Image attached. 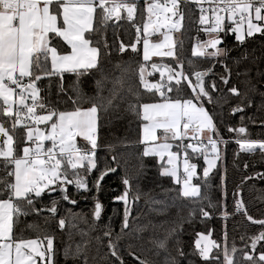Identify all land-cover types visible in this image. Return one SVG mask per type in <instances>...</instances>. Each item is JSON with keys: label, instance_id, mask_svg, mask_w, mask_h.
I'll return each instance as SVG.
<instances>
[{"label": "snow or ice", "instance_id": "snow-or-ice-1", "mask_svg": "<svg viewBox=\"0 0 264 264\" xmlns=\"http://www.w3.org/2000/svg\"><path fill=\"white\" fill-rule=\"evenodd\" d=\"M200 6L202 15L201 24H208L211 12L213 23L204 29L209 36L207 40L198 42L194 55L212 60H219L224 69L223 75L218 77L221 84L228 86L231 82L232 72L224 61L228 58V50L219 47L223 43L222 33H235V39L243 43L246 37H252L256 33L264 35V0H193ZM207 3L209 8H204ZM179 0H166L161 4L158 0L146 2L147 21L143 25V59L149 61L151 56L170 57L172 51V39L164 34L161 43H150V29L158 32L161 27L178 30L183 14L179 12ZM101 10L100 24L104 25L113 17L120 19L121 10L127 12V19L132 20L137 9V2L127 0H0V167L4 175L0 176V264H54L55 255L54 237L47 235L43 240L17 239L13 237L14 215L27 216L39 215L47 211L56 215L57 200L52 199L51 207L37 209L35 203L44 195L59 192L61 199L73 205L68 194L67 185H73L77 191L89 192L88 176L80 175V171L91 174L96 170L99 175L93 182V188L99 190L100 181L108 172H114L115 168H107L102 171L97 165L98 148V121L100 112H107L114 105V101L123 90V81L117 78L113 87L108 90L109 95H102L101 81H96L97 91L94 96L83 99L88 107L75 106L77 100H72L74 105L71 111H60L47 107L40 97V89L37 82L44 77L53 75L62 76L65 72L78 73L97 69L99 49L90 47V39L85 33L91 35L93 31V18L96 9ZM170 14V15H169ZM172 17H178L172 22ZM229 24H225V21ZM255 21V22H254ZM234 25V26H233ZM137 43L140 42V27L136 28ZM51 34V36H50ZM59 38V39H57ZM70 46V51L63 54L58 48H63L60 41ZM50 41H55L52 46ZM137 43L130 45L132 51L137 50ZM125 45H120V51L125 50ZM167 47V51L161 49ZM246 57H242L244 59ZM239 64L240 60H234ZM50 64V67H49ZM191 66V61H189ZM153 71L160 72L161 77L167 72V81L164 83H149L146 79L150 73L144 65L139 67V80L144 89L159 92L162 102L144 103L140 105L143 111V135L140 143L146 145L142 156H157L161 160L167 157L165 165H162V175L170 176L175 183L180 185L178 196L190 203L199 205L208 199L202 194L201 184L207 188V178L210 171L216 167L220 153L217 145L224 143L218 134L213 115L205 107L213 104V93H219L221 89L216 80L210 77L215 75L214 65L200 71L185 73L183 62H178L176 68L170 65L152 63ZM237 75L247 76V70ZM209 77L206 82L205 78ZM194 78V79H193ZM27 80V82H25ZM174 81L176 92H180L183 82L190 89L188 98H175L167 95L173 91L170 86ZM246 90L232 84L227 87V94L235 97L238 104L232 108V112H243L250 107L252 100L249 91H255L256 86L251 78L241 81ZM129 92L131 88L127 89ZM77 98L82 94L76 89ZM264 98V92L260 93ZM227 103V100H225ZM38 110L43 114H38ZM243 119V117H242ZM251 119V118H249ZM43 125V127H41ZM18 129L24 130L23 139L17 143L16 133ZM157 130L161 131L157 136ZM229 131L233 129L229 128ZM238 133H245V127L235 129ZM81 138L78 146L77 138ZM215 137V138H214ZM189 140L187 144L185 140ZM171 141V142H170ZM179 143H175V142ZM45 142H48L46 145ZM175 143L176 151H172ZM240 148L245 151H254L257 148L264 150L262 140H237ZM115 146L109 145L111 151ZM188 150L195 155H202L206 163L203 168V180L193 183L197 177V165L190 163ZM182 160V173L180 161ZM116 162V157H112ZM143 167V165H141ZM258 176L264 174L257 173ZM199 179V177H197ZM126 186L124 193L116 197L125 203L121 232L129 228L130 210L128 195L131 188L130 179L122 178ZM235 195V193H234ZM138 199V196L134 197ZM175 206V202H173ZM102 205L95 203L94 217L100 218ZM243 209L242 201L237 200L236 210ZM203 217H208L209 212L203 207L199 208ZM192 212H189V216ZM225 217L228 213L224 212ZM248 216V220L252 221ZM264 228V220L253 221ZM58 226L63 229L65 219L58 220ZM31 227V226H30ZM175 229H173V232ZM109 238V253L118 264L124 261L118 255L116 246L112 243L111 233L105 232ZM210 235V234H209ZM195 247L199 256L208 264H238L234 259L237 248L233 243L229 248L227 234L223 246L209 240L203 233L198 234ZM119 239V235L117 236ZM264 241V231L251 237V249H256L257 243ZM264 247V245H262ZM156 248L164 253L163 264H180L184 253L177 248L176 255L168 252L167 240L156 242ZM217 249V255L210 257L212 249ZM65 260L82 259V264H88L84 247L77 244L63 250ZM222 255V259L220 258ZM137 264H150L146 259L135 256ZM244 259L250 264H264V251L258 257H254L247 251Z\"/></svg>", "mask_w": 264, "mask_h": 264}, {"label": "trees", "instance_id": "trees-1", "mask_svg": "<svg viewBox=\"0 0 264 264\" xmlns=\"http://www.w3.org/2000/svg\"><path fill=\"white\" fill-rule=\"evenodd\" d=\"M179 12L183 14V19L179 31L175 33L174 55L144 61L142 27L147 20L146 3H137L134 22L122 17L117 21L108 20L101 25V10L97 8L93 31L91 35L85 33L91 44L99 49L97 69L80 71L79 74L65 72L62 76L44 77L37 82L40 97L47 102V107L71 111L74 107L72 100H77L75 106H89L81 101L95 95L96 81H101L102 95L105 96L109 95L108 90L113 87L117 78L123 81V90L114 101L113 107L107 112L98 113L97 165L102 171L107 168H116V171L104 179L97 191L93 188V182L99 173L93 170L88 174L81 170L80 175L88 176L92 191H77L75 186L67 185L70 199L77 202L75 205L62 200L60 193L44 195L35 203V207L41 209L51 207L52 199L57 200L56 215L44 211L39 215L13 217L14 238L43 240L47 235L54 237V264H82L83 257L65 260L63 255L66 246L75 248L77 244L84 247L88 264H118L109 253V238L104 235L105 232L111 233L112 243L124 264H137L135 256L148 260L150 264H163L164 253L157 255L159 250L156 248V242L161 240H167L168 252L172 255H176L177 248L183 251L184 257L180 259V264H208L199 256L195 247L200 233L210 234L211 239L221 246L226 233L228 247L231 248L234 243L237 248L234 259L238 264H250L244 259L245 251L254 257L264 251V241H260L254 251L251 249V237L264 231V228L251 223L247 218L251 216L255 220H264V176L257 175L264 174V150L257 148L254 151H245L237 143L241 139L264 141V98L260 95L264 92V35L256 33L252 37H246L241 43L236 41L235 33L221 34L223 44L219 47L228 50V58L224 62L232 72L231 82L227 87L235 84L244 91L246 89L241 81L248 78L256 86L255 91H249L251 106L243 112L233 113L232 108L238 104V100L227 94V87L218 79L224 73L220 61L200 57L193 52L196 43L209 38L204 29L210 27L211 23L201 24L197 9L193 5H184ZM137 27H140L142 34L139 43L136 40ZM50 43L56 46L55 41ZM60 43L63 45V48H58L60 53L69 51L70 48L65 42L61 40ZM132 43H137L135 52L131 50ZM121 44L126 46L123 52L120 51ZM242 57L246 58L241 59ZM234 60H240V63L236 64ZM178 62H183L185 73L215 65V75L210 78L216 80L221 89L219 93H213L215 102L205 105L213 115L218 134L224 141L218 144L223 155L217 167L209 173L208 187L201 184L202 194L210 199L212 207L209 206L208 199L197 205L178 196L180 185L172 177L161 174L162 165L166 163L165 158L161 160L153 155L142 156L145 145L140 141L145 121L140 105L162 100L155 90L144 89L139 80V67L144 65L149 68L152 63H166L176 68ZM246 70L247 76L237 75ZM147 80L149 83L166 81H160L157 75L152 74L148 75ZM208 80L209 77L206 82ZM170 86L173 91L167 95L173 99L188 98L191 94L183 82L179 86V93L176 92L174 82ZM129 87L130 92L127 90ZM74 88L82 94L81 98H77ZM38 114L43 113L38 110ZM239 127H245L246 132H236L235 129ZM229 128L233 131H229ZM23 136L24 130L18 129L17 143ZM188 142L190 141L187 139L184 141L185 144ZM175 143L173 148L177 150ZM79 144L82 145L81 142ZM109 145L115 146L114 149L109 151ZM188 155L190 162L199 166L201 177L193 180L194 183H199L204 179L202 170L205 161L202 155L194 156L191 150H188ZM113 156L116 157L115 163L112 161ZM3 175L4 171L0 167V176ZM124 177L130 179L131 185L130 216L129 228L121 232L124 204L117 202L116 197L125 191L126 186L122 183ZM239 194L246 210H236ZM136 196L138 199H134ZM97 201L103 205L102 217L98 222L94 218ZM200 207L209 212L208 217L202 216ZM225 211L228 213L226 217ZM60 218L65 219L63 229L58 226ZM214 255H217L215 248L212 249L210 257ZM220 258L222 259V255Z\"/></svg>", "mask_w": 264, "mask_h": 264}, {"label": "rangeland", "instance_id": "rangeland-1", "mask_svg": "<svg viewBox=\"0 0 264 264\" xmlns=\"http://www.w3.org/2000/svg\"><path fill=\"white\" fill-rule=\"evenodd\" d=\"M147 21V20H146ZM180 25H181V21H180ZM212 25V24H211ZM180 28V27H179ZM179 31V29L178 30H175V31H169V29L168 28H166V27H161L160 28V30L158 31V32H152L151 31V29H150V35H149V41H150V43H161V42H163L164 41V34H168V35H170L171 36V39H172V51H173V53H175V45H174V41H175V33L176 32H178ZM142 34H143V36H144V33H143V27H142ZM143 36H142V40H143ZM196 45H197V43L194 45V47H193V52H194V49H195V47H196ZM162 51H167L168 49H167V47H165V48H163V49H161ZM158 56H151L150 57V59H154V58H157ZM149 59V60H150ZM156 83H160V82H156ZM41 127H43V125H41ZM159 132V131H158ZM158 134V133H157ZM158 136H160L159 134H158ZM79 142H81V138H77V144H78V146H80V144H79ZM171 142V141H170ZM47 142H45V144H46ZM146 146V145H145ZM217 147H218V149H219V153H220V156H219V159L217 160V163H216V167H217V165L219 164V161H220V159H222V155H223V153H222V149H221V147L219 146V145H217ZM172 151H176L174 148H172L171 149ZM165 158V160H167V157L165 156L164 157ZM190 162V161H189ZM191 163V162H190ZM180 164H181V167H180V172L182 173V160L180 161ZM207 165H206V163H205V166L204 167H206ZM215 167V168H216ZM215 168H213V169H215ZM212 169V170H213ZM211 170V171H212ZM210 171V172H211ZM202 173H203V170H202ZM193 183H194V181H193ZM205 236H208L209 237V240H212L211 239V236L210 235H208V234H205V233H203ZM198 238H199V236H198ZM197 238V239H198ZM39 241V240H38ZM213 241V240H212ZM211 253V252H210ZM210 255V254H209ZM37 264H39V260H37ZM45 264H47V262L45 261Z\"/></svg>", "mask_w": 264, "mask_h": 264}, {"label": "built area", "instance_id": "built-area-1", "mask_svg": "<svg viewBox=\"0 0 264 264\" xmlns=\"http://www.w3.org/2000/svg\"><path fill=\"white\" fill-rule=\"evenodd\" d=\"M139 1H144L145 3L147 2V3H150V2H152V0H136V2L138 3ZM127 2H133V0H127ZM158 2L159 3H161V4H164V3H166V0H158ZM187 4H190V5H193V6H195L196 7V9H197V12H198V15H199V18H200V16L202 15V13H201V11H200V6L199 5H197L196 3H194L193 2V0H179V5H178V8H179V10L182 8V6H184V5H187ZM203 7L204 8H209V5L207 4V3H205L204 5H203ZM206 15H208V17H209V22H213V17H212V14H211V12L210 11H208L207 13H206ZM122 17H124L127 21H129V22H134L135 21V19H136V12H135V14H134V17H133V19L132 20H128L127 19V12L125 11V10H121V13H120V18H122ZM110 20H114V21H117V19L115 18V17H113L112 19H110ZM255 22V21H254ZM230 22L229 21H225V24H229ZM234 26V25H233ZM142 34H141V32H140V36H141ZM136 36H137V32H136ZM25 82H27V80L25 81ZM164 82H166V81H162V82H160V83H164ZM158 94H159V92H157ZM167 94H169V93H167ZM160 95V94H159ZM215 138V137H214ZM48 143H46V145H47ZM81 147H86V145H80Z\"/></svg>", "mask_w": 264, "mask_h": 264}, {"label": "water", "instance_id": "water-1", "mask_svg": "<svg viewBox=\"0 0 264 264\" xmlns=\"http://www.w3.org/2000/svg\"><path fill=\"white\" fill-rule=\"evenodd\" d=\"M223 44V43H222ZM221 44V45H222ZM221 45H219V46H221ZM156 64H165V65H168V64H166V63H156ZM214 67H215V65H214ZM214 70V69H213ZM149 73L150 74H152V75H157L158 76V78H159V80L160 81H162V80H166L167 81V72L165 71V75H164V77L162 78L161 77V75H160V72H158V71H153L152 70V68H151V65H150V67H149ZM207 78L208 77H206L205 78V80H207ZM194 79V78H193ZM174 82V81H173ZM235 113H238V112H235ZM192 163V162H191ZM194 164H196L197 165V169H196V171H197V177H201V174L199 173V171H198V169H199V166H198V164L197 163H194ZM116 169V168H115ZM116 171V170H115ZM114 171V172H115ZM114 172H108V174L107 175H105L104 177H103V179L100 181V186H101V183L104 181V179L110 174V173H114ZM197 177H194L193 178V180L194 179H198ZM100 186H99V188H100ZM67 187V190H68V186H66ZM82 191V190H81ZM82 192H84V191H82ZM54 193H59V192H53V193H51V194H54ZM128 205H127V207L129 208V206H130V196L128 195ZM83 200H85V199H83ZM116 201L117 202H121V203H123L124 204V210H125V203L123 202V201H120V200H117L116 199ZM239 201H242V198H241V195L239 194ZM99 202V201H98ZM101 205H102V203L101 202H99ZM242 203H243V201H242ZM76 204H77V202H76ZM243 210H246V208H245V205L243 204ZM95 211V210H94ZM102 213H103V205H102V209H101V215H100V218L99 219H96L95 217V220L98 222L100 219H101V217H102ZM248 218V217H247ZM250 221V220H249ZM253 221H259V220H255V219H252V221H250L251 223H253V224H257V223H254ZM257 225H259V224H257ZM259 243V242H258ZM257 243V244H258Z\"/></svg>", "mask_w": 264, "mask_h": 264}, {"label": "crops", "instance_id": "crops-1", "mask_svg": "<svg viewBox=\"0 0 264 264\" xmlns=\"http://www.w3.org/2000/svg\"><path fill=\"white\" fill-rule=\"evenodd\" d=\"M170 15V14H169ZM94 16H95V13H94ZM176 21V19L174 18V17H172V22H175ZM93 22H94V18H93ZM212 24L213 22H209V24ZM172 31H174V30H172ZM86 37V36H85ZM174 45H175V41H174ZM53 46V45H52ZM90 47H95V46H93L92 44H91V42H90ZM69 48H70V46H69ZM69 51H70V49H69ZM59 52V51H58ZM60 53V52H59ZM60 54H63V53H60ZM98 56H99V52H98ZM157 58H159V57H157ZM97 61H98V58H97ZM146 67V66H145ZM147 68V71L149 72V68L148 67H146ZM147 77H148V75L146 76V79H147ZM160 102H162V101H158V102H154V103H160ZM142 116H143V111H142ZM146 122V121H145ZM144 122V123H145ZM143 123V124H144ZM158 131H160V130H157V133L159 134V132ZM158 134H157V136H158ZM142 135H143V125H142ZM159 137V136H158Z\"/></svg>", "mask_w": 264, "mask_h": 264}]
</instances>
